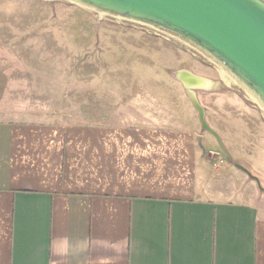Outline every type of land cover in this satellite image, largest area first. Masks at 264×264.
Returning <instances> with one entry per match:
<instances>
[{
  "label": "crops",
  "instance_id": "1",
  "mask_svg": "<svg viewBox=\"0 0 264 264\" xmlns=\"http://www.w3.org/2000/svg\"><path fill=\"white\" fill-rule=\"evenodd\" d=\"M105 110L0 121V264H264V210L206 194L190 104Z\"/></svg>",
  "mask_w": 264,
  "mask_h": 264
},
{
  "label": "rangeland",
  "instance_id": "2",
  "mask_svg": "<svg viewBox=\"0 0 264 264\" xmlns=\"http://www.w3.org/2000/svg\"><path fill=\"white\" fill-rule=\"evenodd\" d=\"M223 65L164 25L86 0H0V121L95 123L107 104L139 100L196 115L176 75L218 83L222 71L231 83L193 92L222 144L201 128L206 194L264 210V97Z\"/></svg>",
  "mask_w": 264,
  "mask_h": 264
},
{
  "label": "water",
  "instance_id": "3",
  "mask_svg": "<svg viewBox=\"0 0 264 264\" xmlns=\"http://www.w3.org/2000/svg\"><path fill=\"white\" fill-rule=\"evenodd\" d=\"M95 5L164 25L202 45L227 63L264 97V5L256 0H86ZM184 85L198 113L202 130L218 134L206 124L205 113L189 91L203 79ZM239 169V167L236 165ZM243 170V169H242Z\"/></svg>",
  "mask_w": 264,
  "mask_h": 264
},
{
  "label": "bare ground",
  "instance_id": "4",
  "mask_svg": "<svg viewBox=\"0 0 264 264\" xmlns=\"http://www.w3.org/2000/svg\"><path fill=\"white\" fill-rule=\"evenodd\" d=\"M198 47L205 50L206 53H208L212 58L216 59L222 66L225 67V65H223V62L220 60V58H217L216 55L210 53V51L208 49H206L205 47H203L202 45L198 44ZM221 67V66H220ZM226 68V67H225ZM220 71V70H219ZM186 72V71H185ZM220 73H222V75L220 76L221 80L217 83V81H213V80H207V79H203L202 83L198 84V85H193L191 86V88H189V91H191L192 93L195 91V89H210V90H215L217 87H219L220 85L224 84V85H228L230 80L225 78V75L222 71H220ZM186 76H188V80L193 82L195 80H199L200 78L198 76L192 75L190 73H185ZM232 76V75H231ZM202 79V78H201ZM237 79V78H236ZM231 83V82H230ZM255 95V94H253ZM254 102V101H253ZM255 103V102H254Z\"/></svg>",
  "mask_w": 264,
  "mask_h": 264
}]
</instances>
